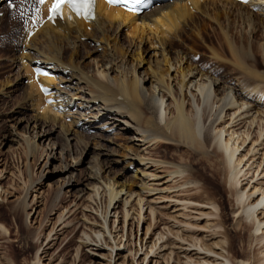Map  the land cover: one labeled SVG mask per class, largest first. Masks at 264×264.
I'll return each mask as SVG.
<instances>
[{"label": "bare ground", "instance_id": "6f19581e", "mask_svg": "<svg viewBox=\"0 0 264 264\" xmlns=\"http://www.w3.org/2000/svg\"><path fill=\"white\" fill-rule=\"evenodd\" d=\"M5 1L0 0V18L6 14L9 17L0 19V24L9 20L14 25L11 18L16 16L14 13L20 5L11 10L5 8ZM18 2L20 4V0ZM197 11L204 16L201 22L196 18ZM47 17L46 4L38 16L33 13L19 29L15 26L9 28L11 31L0 28V33H5L0 41L3 43L4 38L11 36L7 41L12 43L10 50L21 51V55L13 54L11 64L21 62L25 74L29 75L25 103L21 101L19 106L26 107L27 102L34 111L25 119L22 130L19 128L23 120H14L12 129L16 130L17 137L5 134L4 144L11 141L25 148V167L29 175V157L38 165L44 154L36 157V152L46 139L45 134L51 132H36L37 127L47 120L55 124L57 118L66 144L56 147L53 142L51 151L46 154L54 160L58 159L57 154L60 160H70L65 156L70 155L74 161L78 158L71 156L70 135L75 138L80 132L73 126L82 119L102 118V114L112 113L101 123L113 127L122 122L126 130H133L129 139L132 145L118 153L128 159L127 164H135V174L139 170L143 174L139 182L129 180L130 177L122 181L108 174L104 178L106 169L98 161L87 175L88 181L93 180L91 186L82 185L78 178L65 177L66 192L76 188L75 197L83 208V229L72 264H264V0H251L248 4L234 0L173 1L156 5L140 15L97 0L94 20L87 21L69 11L55 24ZM208 19L215 23L212 31L216 33L219 29L223 40L221 46L209 47L213 64H231L233 68L228 74H221L217 66L203 67L202 63L192 61L195 57L192 51L199 42L206 44L205 36L209 35L210 28ZM180 20L184 23H179ZM237 23L240 26L238 37L232 32ZM123 26L134 30L135 34L129 38L130 46L139 39L133 52L131 47L125 49L119 42L118 32ZM186 27H192V33L189 34ZM83 38L104 43L102 58L97 61L95 70L82 63L81 46L87 45ZM144 38L148 42L156 40L163 56L158 67L151 68L149 64V76L141 70L149 53L145 49L141 51ZM176 40H179L176 44L188 45L189 49L181 46L176 51L178 57L173 58L168 47L175 46ZM22 43L25 44L23 49ZM217 51L226 52L230 57ZM4 56L0 55V64ZM258 58L261 67L257 65ZM45 64L49 67L48 75L37 79L33 67ZM55 70L65 77L60 73L56 75ZM50 71L55 75H49ZM23 77L18 73L16 79L5 82L4 91L14 94L22 85V79L25 83ZM39 81L55 88L54 94L43 96ZM50 97L57 101L56 104L47 103ZM60 106L64 108H58ZM16 111L24 115L21 109ZM31 126L33 135L27 130ZM133 138L142 143L134 145ZM161 144L182 146L188 155L165 157L152 151V146ZM193 155H197L198 160H191L189 156ZM201 163L214 174H221L234 201L232 225L242 240L240 249L235 246V236L229 234L224 211L220 210L221 203L203 183V172L198 167ZM61 171H75L74 165L66 162ZM1 188L0 198L4 199ZM63 188L62 185L56 193L58 198ZM28 189L22 197V209L29 216L31 213L27 209L36 203V198L28 202ZM165 193L168 195H163ZM156 194L158 197H154ZM38 198L37 203H40ZM163 202L166 204L158 205ZM145 207L156 222L148 224L144 239L137 241L141 242L139 247L134 240L133 224L137 222L140 231L146 217ZM131 209H135V214H131ZM63 219L60 213L57 222ZM159 220L163 221V227L158 224ZM63 223L64 227L70 225L63 220L60 226ZM62 228L59 229L63 232ZM50 236L49 233L47 237ZM45 249L36 254L38 264L44 261V253V257L49 254ZM83 250L89 253L88 258H82ZM53 258L51 255L43 264H54Z\"/></svg>", "mask_w": 264, "mask_h": 264}, {"label": "rangeland", "instance_id": "374dc122", "mask_svg": "<svg viewBox=\"0 0 264 264\" xmlns=\"http://www.w3.org/2000/svg\"><path fill=\"white\" fill-rule=\"evenodd\" d=\"M5 7H9L8 2H5ZM195 13L197 20L199 19L198 21L201 22L200 18H203L204 16L200 14V11H197ZM7 15L8 14L4 15L0 19L1 20L6 19V17H9ZM14 15L16 16L12 18L13 19L16 18L15 21L12 20L11 18V22H15L14 25L11 24L9 20L7 21L3 20V22L0 24V28L11 31L10 29L13 28L12 26H15L16 28L19 29V27L23 25L25 21L22 22L21 19H18L17 13H14ZM208 22L210 28L208 29L209 35L205 36L206 44H202L203 43L202 41L201 42L198 41L200 43L199 46H197V48L194 51H192L194 52L195 55V57L192 58V61L198 64L199 62L202 63L201 65L203 67L213 68L217 66L216 68L221 74L224 73L228 74L233 68L231 64L223 65L218 62L216 63V65L213 64V55L209 47L212 45L215 47H219L221 46V43H223V40H222V36L220 35V32H218L219 29H216L217 34L212 31V27L215 26L214 25L215 23L212 24V21H209V19ZM179 23L182 24L184 22L183 20L182 21L180 20ZM238 26L239 23H237L236 28L232 30L234 35L235 36L237 35V37L239 35L238 31L240 29V26L239 27ZM243 26L245 27V24ZM122 28L118 32L119 42L123 43L124 48L131 47L130 50L132 49L133 52L135 46L139 42V39L137 40L135 39L132 46H130L131 39L129 38H132L133 35L135 34L133 33L134 30L131 27L123 26ZM155 28H157V26ZM186 28L189 34L192 33V29H193L192 27L190 28L186 27ZM158 30H160V28ZM23 31L24 29L20 33H22ZM4 34L5 33H0L1 39L5 37ZM184 36L187 37L188 35H184ZM258 38L259 37H257L256 39ZM10 39L11 36L9 38L8 37L4 38L3 43L4 41L6 42L10 41ZM82 40H84V42L87 43V45L81 46L82 63L88 66L90 65L91 66L89 67L90 70H95V68H97V61L102 58V50H103L102 46L104 43L99 42L98 39L96 40L93 38H83ZM178 41L179 40H176L174 41V43L176 47L179 46L178 47L179 49H176L175 46L168 47V49H170V54L173 58L178 57L176 51L180 50L181 46L183 49L186 47L182 44L181 45L176 44ZM98 42L102 45H98L99 44ZM3 43L0 41V51H2L1 54L5 55L3 61L0 64V186L2 187L1 189H3L2 196L4 198V199L0 198V264H38L36 260V254L38 252L39 254H41L45 247H46L45 251H48L49 254L47 253L48 255L44 257V254H46L44 253L42 255V260L44 261L39 264L48 262L47 258H49L51 255L54 257L53 258L54 264L55 263L72 264V260L75 259L76 245L79 240V236L81 235V231L83 229L82 226L83 208L80 207L81 201H79L75 197L76 188H74L72 192H66L67 188H65L63 184L64 179L65 177L67 178V176L75 180L78 178L82 182V185L91 186L93 180L92 178H90V180L88 181L87 175L91 172L90 169H92L93 166L96 165V162L99 161L101 162L102 165H104V170L106 169V172L103 171L104 178L108 174V176L111 177L115 176L122 181L126 179L128 180L130 177L129 180L133 182L136 181L139 182L140 179L143 178L142 172L139 170V172L135 174V170H137V168H135V164L134 165L127 164L126 162L128 161V159L121 156V154L118 153L122 151L124 147H129L132 145L130 140L134 132L130 128L126 130L125 124L122 122H118L117 125L113 127L111 126V124L105 125V123H101L102 121L108 120V117H110L112 113L107 115L102 114L103 115L102 118H96V119L92 118L89 120L82 119L85 120L84 124H82V126H84L83 128L82 127L80 128L79 124L75 126L72 125L74 128L78 129L80 135L78 137L75 136V138L73 137L74 135L72 136L70 135L71 138L69 140V144L70 146L72 145L73 148V150H71V154H72L71 156L72 157L75 156L78 159L73 161L70 155L69 156L65 155L67 157L66 159H70V160H65V159L60 160V154H57V156L59 157L58 159L54 160L51 156H48L46 152L48 153L51 151V146L53 142L56 143V147H57L58 145L65 146L66 141L63 136L61 123L58 122V119L55 118L56 121L55 124L47 120L46 124H42L35 129L36 132H41L45 130L51 131L48 134H45L46 139L42 141V146L36 152V157H40L42 153L44 155L42 157V160L40 159L41 161L39 160L38 161L39 163L37 162L38 165L32 163L34 160L31 157H29V164L30 163L33 164V167L30 164V168L28 170L29 175H28L27 169L25 167L26 166L25 162L27 159V155L24 152L25 148L11 141L5 142L4 144V135L7 134V136L9 135L11 137L12 136L17 137L16 130L12 129L14 120L15 119L23 120V123H20V128H19L22 130L23 129L22 127L26 125L25 119L31 117V114H34L33 108L30 109L29 103L26 102L25 104L26 107L23 108L19 106V104L25 103L23 100L26 95L29 75L25 74V69L21 62H16L15 65L11 64L12 61L11 59L13 54L16 53L17 55H21V51L18 53L11 51L10 48H12L11 47L12 43L9 42L5 44ZM78 44H80V42ZM158 44L159 43H156V40L150 39L148 42V40L145 38L141 44V51L142 49L149 51L148 55L146 56L147 61L143 63L144 66L141 69L144 72L148 73V76L150 73V70L148 68L149 64H151V68L152 67L156 68L158 67L157 65L159 60L161 59L163 60V56L161 54ZM19 46L21 48V45ZM24 47L25 44L22 43V49ZM186 48L184 50L189 49L188 45ZM6 50H8V53ZM88 51L91 52L89 53ZM217 52H221V51H217ZM221 54L225 55V57L228 58L230 57V55H227L226 52L225 53L221 52ZM259 62L257 63V65L261 67L262 64L261 62L260 63ZM18 73H22V75L24 76L23 78L25 83H23V79H22V85L17 89V91L14 94L6 93L4 91L3 84L11 79H16ZM57 73L58 75L59 73L63 74L60 71H58ZM67 76L69 77V75ZM143 76H146V74L143 73ZM63 77H65V74H63ZM16 101H18V103ZM12 102L13 104L10 105ZM20 109L23 111L24 115L16 111ZM17 120H15V122ZM69 120L70 118H67L66 122H69ZM27 130L30 131L31 134L33 135L34 129L32 126L29 127ZM36 132L34 133V135H36ZM85 134H87L88 136L87 135L84 136ZM135 139L136 138L132 139L134 145L138 146L139 143L140 144L142 143V141H138ZM151 149L153 152H156V154L165 157H176V155H180V154L188 155L187 152L185 151L186 149H184L182 146H176L171 144L154 145L151 147ZM37 154H39V156ZM189 157L191 160L194 161L198 160L197 155H193ZM66 162H69L72 165H74L75 171H70L68 173H66V171L62 172L61 171L62 165H64ZM198 167L203 172L202 174H203L204 185H206V187L210 191L214 192L215 197L221 203L220 210L221 212L224 211L223 213L225 215L226 226L229 228V234L230 236L233 237L235 236L234 237L235 246L237 249H240L242 246V242H241L242 240L238 235L239 233L237 234V232L234 230V227L232 225V221H233L232 207L234 206V201L229 195L228 189L223 184L221 174H214L203 163H201L200 165L198 164ZM32 171H34V174ZM31 178H35V180L32 179L33 180L32 181ZM32 182H34L33 183L34 186L32 187L31 190L30 185L32 184ZM62 185L64 188L62 189L61 196L58 198L56 193L59 191ZM28 187L30 188L28 189ZM26 189L29 190L28 202H32V200L36 198L35 200L36 203L31 204L32 205L30 206L31 208L28 207L27 209V212L31 213L29 216L26 214L24 209H22L23 208L22 197L25 195L27 191ZM5 190L6 192L4 193ZM41 191H43L42 194L40 193ZM39 193L40 195H38ZM41 195L42 197H40ZM163 195H168V193L167 194L165 193ZM38 196L40 198H38ZM154 197H158V194H156ZM37 198L40 201V203H37ZM166 202H163L164 204L159 203L158 205H165ZM133 207H135V205ZM121 208H122V203L120 205V210ZM129 208L131 207L129 206ZM145 209L144 212L147 211L145 213L146 217H144L143 222L141 223L140 231H138L137 222H134L133 224L134 240L136 242L139 239L142 240L144 239L148 224L156 222V221L154 222L152 218L149 217L147 207H145ZM60 213H63L64 215L63 220L69 221L70 225L64 227V223H63L60 226L61 222L63 221L62 220L57 222L58 215ZM132 213L135 214V209H131V214ZM92 216H96V215H92ZM162 220L164 221V219ZM163 221L159 220L158 222V224L161 227H163ZM55 222L57 223L56 226L54 227ZM131 223L132 221H130V224L127 226V229L125 231V238L123 241L122 249L124 248V242L127 239L126 237L127 232L131 227ZM51 228L53 230H51ZM59 228H62V230L64 229L63 232ZM49 233L51 236L47 237L49 236ZM55 235L57 236V238L52 241V239L56 237ZM244 236L248 237V234L244 233ZM152 238H154V234H152ZM137 243L138 246L141 247V242L139 241ZM49 246H51L52 248L48 249ZM255 246L256 243H254V247ZM83 251H84L83 252L84 256L81 257L88 258L89 253L86 252V250ZM250 253L251 251L248 252V254ZM77 262H80V260L77 259Z\"/></svg>", "mask_w": 264, "mask_h": 264}, {"label": "snow or ice", "instance_id": "6c2138e0", "mask_svg": "<svg viewBox=\"0 0 264 264\" xmlns=\"http://www.w3.org/2000/svg\"><path fill=\"white\" fill-rule=\"evenodd\" d=\"M47 0H20V15L24 16L29 10L33 11L37 16L39 15L41 9L39 5H44ZM247 2V0H245ZM107 3L112 6H123L129 11H139L142 5V0H107ZM31 5V9L26 6ZM95 5L96 0H52L51 6L48 9V18L54 19L57 16L63 15L64 6L69 7L77 16H83L85 18H95ZM12 7H17V5L12 4ZM37 76L48 75V73L40 68L35 69ZM43 91H47L46 88H42Z\"/></svg>", "mask_w": 264, "mask_h": 264}]
</instances>
